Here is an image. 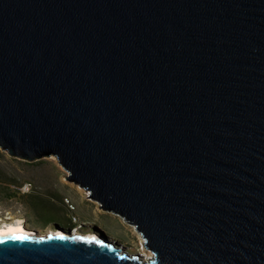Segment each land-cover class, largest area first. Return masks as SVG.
<instances>
[{"label": "water", "instance_id": "obj_1", "mask_svg": "<svg viewBox=\"0 0 264 264\" xmlns=\"http://www.w3.org/2000/svg\"><path fill=\"white\" fill-rule=\"evenodd\" d=\"M0 148L153 255L52 224L0 264H264V0H0Z\"/></svg>", "mask_w": 264, "mask_h": 264}, {"label": "rangeland", "instance_id": "obj_2", "mask_svg": "<svg viewBox=\"0 0 264 264\" xmlns=\"http://www.w3.org/2000/svg\"><path fill=\"white\" fill-rule=\"evenodd\" d=\"M64 175L67 171L54 154L30 161L11 156L0 148V225L21 217L30 230L47 232L56 223L53 219L58 218V212L49 210L48 214H41L42 220L48 222L44 223L18 200L3 197L5 186L19 188L28 182L32 184L31 192L44 193L52 198V203L47 198H42V202L51 203L54 209L56 206L66 207L65 225L72 218L74 226H79L81 232H102L109 241L117 242L130 253L152 256V251L145 247L143 235L134 225L112 211L99 208V204L88 197V191L63 178Z\"/></svg>", "mask_w": 264, "mask_h": 264}, {"label": "trees", "instance_id": "obj_3", "mask_svg": "<svg viewBox=\"0 0 264 264\" xmlns=\"http://www.w3.org/2000/svg\"><path fill=\"white\" fill-rule=\"evenodd\" d=\"M19 188H13L11 186H5L4 190H3V197L6 199H16L19 202H21L24 207H26V209L30 212V214L35 215L37 218H39L42 222L44 223H48L42 220V217H40V215L45 214V212H47L49 210L58 212V218L57 219H53V222L55 225L53 226H61L64 228H75V224H73L72 222V218L71 221L65 225L66 219H67V215L65 214V212L67 211L65 208V206H56L54 209L53 206L51 205V201L52 198L47 195H45L44 193H36V192H31L32 189L30 191H23L22 189ZM42 198H47L49 199L51 203H46L45 201L42 202ZM52 207V208H51ZM68 210H70L69 208H67ZM50 212V211H49ZM85 229V228H82ZM86 230V229H85ZM88 232V231H87ZM103 234V233H102ZM117 238H120L117 235Z\"/></svg>", "mask_w": 264, "mask_h": 264}, {"label": "bare ground", "instance_id": "obj_4", "mask_svg": "<svg viewBox=\"0 0 264 264\" xmlns=\"http://www.w3.org/2000/svg\"><path fill=\"white\" fill-rule=\"evenodd\" d=\"M79 226H75V228L71 229V232L73 234H79V235H92L94 234L93 232H81L79 230ZM32 231L30 230L25 222L24 219L21 217H15L14 220H11L9 222L4 221L3 224L0 225V236H3L5 234H9V233H14V232H20V231ZM53 230H49L47 232L51 233ZM47 234V233H46ZM123 250H126L125 248ZM153 256V255H152ZM150 256V257H152ZM149 257V256H147Z\"/></svg>", "mask_w": 264, "mask_h": 264}, {"label": "built area", "instance_id": "obj_5", "mask_svg": "<svg viewBox=\"0 0 264 264\" xmlns=\"http://www.w3.org/2000/svg\"><path fill=\"white\" fill-rule=\"evenodd\" d=\"M20 189L23 191H30L32 189V184L27 182Z\"/></svg>", "mask_w": 264, "mask_h": 264}, {"label": "snow or ice", "instance_id": "obj_6", "mask_svg": "<svg viewBox=\"0 0 264 264\" xmlns=\"http://www.w3.org/2000/svg\"><path fill=\"white\" fill-rule=\"evenodd\" d=\"M16 238L23 239V238H25V236L23 234H20Z\"/></svg>", "mask_w": 264, "mask_h": 264}, {"label": "flooded vegetation", "instance_id": "obj_7", "mask_svg": "<svg viewBox=\"0 0 264 264\" xmlns=\"http://www.w3.org/2000/svg\"><path fill=\"white\" fill-rule=\"evenodd\" d=\"M55 228V227H54Z\"/></svg>", "mask_w": 264, "mask_h": 264}]
</instances>
